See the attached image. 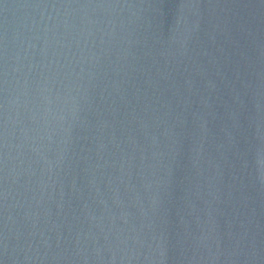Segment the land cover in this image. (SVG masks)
<instances>
[{
	"label": "water",
	"instance_id": "obj_1",
	"mask_svg": "<svg viewBox=\"0 0 264 264\" xmlns=\"http://www.w3.org/2000/svg\"><path fill=\"white\" fill-rule=\"evenodd\" d=\"M0 264H264V0H0Z\"/></svg>",
	"mask_w": 264,
	"mask_h": 264
}]
</instances>
